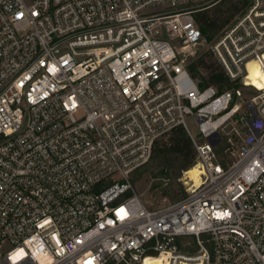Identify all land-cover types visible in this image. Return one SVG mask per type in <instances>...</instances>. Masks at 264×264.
Returning <instances> with one entry per match:
<instances>
[{"label": "built area", "instance_id": "obj_1", "mask_svg": "<svg viewBox=\"0 0 264 264\" xmlns=\"http://www.w3.org/2000/svg\"><path fill=\"white\" fill-rule=\"evenodd\" d=\"M208 1L0 0V264H264V0L211 44L221 91L188 69ZM178 125L200 183L152 207L131 173Z\"/></svg>", "mask_w": 264, "mask_h": 264}, {"label": "trees", "instance_id": "obj_2", "mask_svg": "<svg viewBox=\"0 0 264 264\" xmlns=\"http://www.w3.org/2000/svg\"><path fill=\"white\" fill-rule=\"evenodd\" d=\"M248 3L246 4V0H220L196 10L194 18L201 28L203 39L204 36L209 40L218 36L238 14L245 10ZM254 65L256 64H253V68L250 67V74L256 69ZM188 69L194 78L199 79L201 88L213 85L221 91L226 88L241 86L239 80L232 81L229 78L211 48L201 52L195 60L190 61ZM250 77L258 87L264 86V76L261 77L263 79L261 81L260 78H253L251 75ZM216 149L220 156L224 155V145L221 144ZM196 158L197 150L190 135L183 125H178L169 135L156 141L153 154L144 165L154 177L179 178L183 171L196 163ZM156 186L157 183L153 185V187ZM186 194L182 191V197ZM155 262L157 264L162 263L161 259H157Z\"/></svg>", "mask_w": 264, "mask_h": 264}, {"label": "rangeland", "instance_id": "obj_3", "mask_svg": "<svg viewBox=\"0 0 264 264\" xmlns=\"http://www.w3.org/2000/svg\"><path fill=\"white\" fill-rule=\"evenodd\" d=\"M220 0L208 1L207 4H213ZM249 0H246V4ZM245 4V6H246ZM244 6V7H245ZM217 36L213 37L211 40L204 36V39L201 44H198L191 55L188 56V63L197 58V56L206 51L211 47V44ZM253 64L251 63L250 67L253 68ZM255 70L250 74L253 78H261L264 76L263 72L260 70L258 65H254ZM258 70V72H257ZM199 81V79H198ZM247 95L250 96L252 93L251 89H245ZM245 93V94H246ZM187 124L190 127L191 131L194 134L198 133V127L195 119L192 116H187L186 118ZM187 180V179H186ZM185 180V171H183L182 175L179 178L173 177H154L150 174L148 168L143 165L131 173V181L137 190V192L142 196V198L146 201V203L152 207H161L173 203L182 198V191L187 193L189 188V184ZM157 183L156 187L153 185ZM178 194V195H177ZM179 197V198H177ZM177 198V199H176Z\"/></svg>", "mask_w": 264, "mask_h": 264}, {"label": "bare ground", "instance_id": "obj_4", "mask_svg": "<svg viewBox=\"0 0 264 264\" xmlns=\"http://www.w3.org/2000/svg\"><path fill=\"white\" fill-rule=\"evenodd\" d=\"M200 165L199 164H194L191 168L187 169L185 171V180L187 181L188 184L193 182V185H197L198 183H200ZM157 260V259H155ZM155 260L153 262H149V260H146L147 264H157L155 262ZM162 264V263H159Z\"/></svg>", "mask_w": 264, "mask_h": 264}]
</instances>
